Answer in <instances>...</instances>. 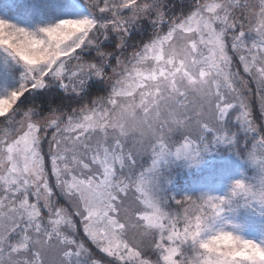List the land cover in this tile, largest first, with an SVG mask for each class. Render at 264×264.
Returning a JSON list of instances; mask_svg holds the SVG:
<instances>
[{"label":"snow or ice","instance_id":"obj_1","mask_svg":"<svg viewBox=\"0 0 264 264\" xmlns=\"http://www.w3.org/2000/svg\"><path fill=\"white\" fill-rule=\"evenodd\" d=\"M47 4L0 16V264H264V0Z\"/></svg>","mask_w":264,"mask_h":264},{"label":"rangeland","instance_id":"obj_2","mask_svg":"<svg viewBox=\"0 0 264 264\" xmlns=\"http://www.w3.org/2000/svg\"><path fill=\"white\" fill-rule=\"evenodd\" d=\"M70 11H73L70 5H60L58 8H50L47 0H0V16L21 26H31L40 18L41 13L45 15H62ZM0 81L11 82L3 69H0ZM229 160L230 158L227 154H225L223 161L221 157L210 156L198 175L208 176L221 168L222 164ZM236 167H238L236 162L231 161V168L234 170Z\"/></svg>","mask_w":264,"mask_h":264},{"label":"clouds","instance_id":"obj_3","mask_svg":"<svg viewBox=\"0 0 264 264\" xmlns=\"http://www.w3.org/2000/svg\"><path fill=\"white\" fill-rule=\"evenodd\" d=\"M222 242H224V243H231V241L228 240V239H226V238H222Z\"/></svg>","mask_w":264,"mask_h":264},{"label":"trees","instance_id":"obj_4","mask_svg":"<svg viewBox=\"0 0 264 264\" xmlns=\"http://www.w3.org/2000/svg\"><path fill=\"white\" fill-rule=\"evenodd\" d=\"M16 12V11H15ZM143 37V33H141L138 37H137V39H139V38H142Z\"/></svg>","mask_w":264,"mask_h":264}]
</instances>
